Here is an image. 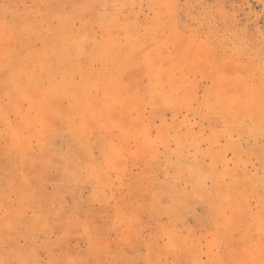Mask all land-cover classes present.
Wrapping results in <instances>:
<instances>
[{
	"label": "rangeland",
	"instance_id": "obj_1",
	"mask_svg": "<svg viewBox=\"0 0 264 264\" xmlns=\"http://www.w3.org/2000/svg\"><path fill=\"white\" fill-rule=\"evenodd\" d=\"M0 264H264V0H0Z\"/></svg>",
	"mask_w": 264,
	"mask_h": 264
},
{
	"label": "crops",
	"instance_id": "obj_2",
	"mask_svg": "<svg viewBox=\"0 0 264 264\" xmlns=\"http://www.w3.org/2000/svg\"><path fill=\"white\" fill-rule=\"evenodd\" d=\"M85 84H87V82H85V81H83V82L80 81V83L76 84L77 87H75V89H76L75 93L78 94L76 99L85 100V102H88V103L90 101H96L94 99V95H93L94 92H92V90L89 86H85ZM94 103H96V102H94Z\"/></svg>",
	"mask_w": 264,
	"mask_h": 264
}]
</instances>
